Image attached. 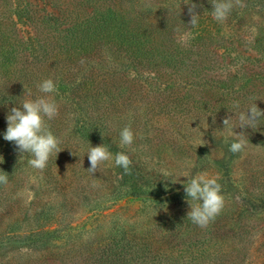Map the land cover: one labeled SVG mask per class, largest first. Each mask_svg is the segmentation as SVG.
Wrapping results in <instances>:
<instances>
[{"label": "rangeland", "instance_id": "374dc122", "mask_svg": "<svg viewBox=\"0 0 264 264\" xmlns=\"http://www.w3.org/2000/svg\"><path fill=\"white\" fill-rule=\"evenodd\" d=\"M141 1L148 11V23L182 21L179 26L188 36L193 32L186 28H191L188 10L196 5L194 13L201 12L197 25L202 34L199 40L184 37L183 46L189 50L195 46L192 56L199 53V62L195 66L186 62L177 71L175 76L183 80H169L148 71L136 74L121 56L105 54L103 76L116 86L112 93L118 109L113 114L120 119L142 115L151 122L131 127L135 138L130 147L120 145L119 132L125 123L102 131L104 144L80 145L74 157L81 153L84 167L74 180L79 185L84 175V199L71 185L73 173L64 167L71 149L53 153L41 171L28 165L30 155L18 152L14 142L0 143V174L8 175V183L0 184V264H102L94 261L100 258L109 236L129 232L132 237L155 236L160 241L179 236L180 227L172 232L170 226L190 210L184 189L187 180L200 173L219 175L223 214L238 216L254 204L262 213L264 226V119L256 129H233L237 134L243 132L248 141L239 153L229 150L234 137L223 129L227 116H233L238 126V112L251 104L264 111V0H241L242 6H235L223 22L213 19L210 0ZM69 2L62 0L58 6L34 0L24 12L34 19L22 17L12 35L26 39L40 35L51 24L43 15L57 14ZM48 32L55 34L51 29ZM55 100L60 109L67 108L64 101ZM234 101L246 105L235 109ZM185 109L204 118L189 125L186 119L191 114H181ZM71 110L75 112V107ZM208 117L215 120L214 126ZM53 122L46 118L48 126ZM90 145H105L113 155L93 174L87 171ZM117 152L130 157V175L115 165ZM161 264L170 263L162 260ZM235 264H264V237L259 243L252 240Z\"/></svg>", "mask_w": 264, "mask_h": 264}, {"label": "trees", "instance_id": "16d2710c", "mask_svg": "<svg viewBox=\"0 0 264 264\" xmlns=\"http://www.w3.org/2000/svg\"><path fill=\"white\" fill-rule=\"evenodd\" d=\"M44 1L58 5L62 0ZM190 1L196 3V0ZM33 4L34 0H0V143L6 142L3 136L10 109L20 106L25 99L44 95L38 90V77L41 81L53 79L57 86L53 95L64 101L67 108H59V114L49 127L60 140L59 148L72 150L64 167L73 173L71 185L84 199V175L79 185L74 180L84 167L81 166V153L74 157L80 145L88 142L99 145V141L104 144L106 138L102 131L116 126V123L134 127L140 124L148 126L151 122V118L145 119L142 115L120 119L113 114V109H118V101L112 93L116 86L103 76L105 54L121 56L136 74L148 71L160 78L173 80L178 77L183 80L179 75L175 76L177 71L186 62L193 66L199 62V53L192 56L195 46L190 50L183 46L184 37L199 40L201 26L196 23L191 28L186 27L193 30L188 36L179 26L182 21L150 24L146 16L148 11L141 0H71L57 14L43 15L42 19L51 24L45 25L40 35L28 39L12 35L16 34L14 27L21 23L22 17L33 18L28 12L24 15ZM196 14L200 22L201 12ZM210 19L207 17L206 20ZM6 21H11V25ZM50 29L55 31L54 35L49 34ZM33 65L34 71H28ZM38 66L44 71H39ZM24 78L29 80L22 82ZM245 105L241 102L240 109ZM72 107H75V112ZM185 112L186 109L181 114ZM201 118L204 117L194 113L186 120L192 125ZM208 118L214 126L215 120ZM262 221V213L254 204L238 216H228L221 211L206 228L193 224L184 214L174 219L170 226L172 232L180 227L179 236L175 234L169 240L160 241L155 236L138 238L129 236V232H120L114 238L109 236V243L94 263L157 264L159 260L161 264L166 260L170 264H235L243 258L252 240L259 243L264 237L263 233L261 235L264 229Z\"/></svg>", "mask_w": 264, "mask_h": 264}, {"label": "clouds", "instance_id": "9594fccd", "mask_svg": "<svg viewBox=\"0 0 264 264\" xmlns=\"http://www.w3.org/2000/svg\"><path fill=\"white\" fill-rule=\"evenodd\" d=\"M210 3L212 17L218 22L225 21L233 7L242 6L241 0H210ZM195 8L196 5L192 4L188 10L191 15V25L197 23L198 15L194 13ZM81 63L83 64L84 61L81 60ZM37 87L39 92L44 95L37 96L35 99H25L19 104L20 106L10 109L6 116L7 129L3 138L6 141L14 142L17 151L21 154L28 153L30 155L27 160L28 165L42 171L46 168L52 154L61 151L60 140L53 134L45 120V118L47 120L54 119L59 114V106L53 95L57 91L53 79H43ZM233 108H240L239 101L233 102ZM237 119L238 126L233 123V116H227L223 120V129L234 137L229 148L232 153L243 151L248 142L244 138L243 132L237 134L233 129L236 127L256 129L260 125L261 119H264V111H261L254 103L249 105L246 110L239 111ZM119 137L121 147H130L135 138L131 126H124L119 132ZM87 157L90 163L87 171L91 174L95 173L101 164L113 159L112 153L105 145L94 147L90 145ZM114 162L116 166L124 170L123 174H131L132 161L126 153L117 152ZM219 179L218 174L209 176L207 173H200L187 180L184 189L190 206L187 218L201 228H206L224 207V197ZM7 183L8 175L0 174V184Z\"/></svg>", "mask_w": 264, "mask_h": 264}]
</instances>
